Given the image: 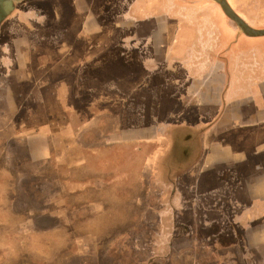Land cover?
<instances>
[{
    "label": "crops",
    "instance_id": "obj_1",
    "mask_svg": "<svg viewBox=\"0 0 264 264\" xmlns=\"http://www.w3.org/2000/svg\"><path fill=\"white\" fill-rule=\"evenodd\" d=\"M225 1L264 28V0ZM13 19L0 26V264H90L87 249L121 237L165 264H259L264 35L218 0H28Z\"/></svg>",
    "mask_w": 264,
    "mask_h": 264
},
{
    "label": "rangeland",
    "instance_id": "obj_2",
    "mask_svg": "<svg viewBox=\"0 0 264 264\" xmlns=\"http://www.w3.org/2000/svg\"><path fill=\"white\" fill-rule=\"evenodd\" d=\"M263 6V5H262ZM264 9V6L261 8V11ZM10 19V18H9ZM9 19L5 20V21H9ZM11 22L10 23H13L14 22V19H10ZM7 25V24H6ZM258 27H264V21H260L257 25ZM12 151H14V149H11ZM148 218H154L155 219V215L153 213H149L148 214ZM153 223V222H152ZM71 230V234L72 231L74 230V228H70ZM76 230V229H75ZM91 229H87V228H84L83 231H87V232H90ZM235 230V233L236 235H224L222 237L226 238V243L228 242H231V238L229 237H242L244 235V231H243V228H240L239 226H236L234 228ZM65 231V230H64ZM248 234V233H247ZM140 237V235H139ZM37 242H36V245H35V250L37 251H40L42 249V246L43 244H40L41 242H38V241H41L43 240V238L41 237L39 240L38 238H36ZM130 241V240H128ZM126 239L124 237H121L120 238V241L119 243L113 245V244H109L108 242H102V243H98L95 245V251L99 252L100 256L98 258V260H94V262L96 264H165L164 261H158V260H152V259H148V255L145 254L146 252L148 253V250H149V247L147 245L144 246V249L143 250H140L139 252L135 250L134 252V247H139V245H135L134 244H131L130 242H126ZM137 243V242H136ZM258 245L260 244H257V245H254L255 246V252H258L259 251V248H258ZM51 249L49 248L48 251L50 250V252L55 255L59 252V250H62L63 251V248H64V245L62 244H52L51 245ZM71 247H73V245H70ZM38 247H41V248H38ZM133 247V249H132ZM91 248V247H90ZM21 249V247H20ZM26 249V248H25ZM27 250V249H26ZM92 249H87L86 251V255L89 256V260H87L88 263L92 264L94 263L93 260L91 259V254H93V251ZM139 250V249H137ZM20 251V250H19ZM262 252L260 253L259 252V264H264V258L262 259V257L264 256V250L262 249L261 250ZM144 252V253H142ZM143 258V260H141V258ZM175 259V256L172 257V260ZM218 261V262H221L223 261L222 258L220 257H214V261ZM85 261V260H82V262ZM52 260L48 259V258H40V259H37L36 260V263L38 264H51ZM56 262V261H55ZM58 263V261H57ZM68 264H76L75 261H69Z\"/></svg>",
    "mask_w": 264,
    "mask_h": 264
},
{
    "label": "water",
    "instance_id": "obj_3",
    "mask_svg": "<svg viewBox=\"0 0 264 264\" xmlns=\"http://www.w3.org/2000/svg\"><path fill=\"white\" fill-rule=\"evenodd\" d=\"M223 11L233 20L237 23V25L240 27V29L247 35L250 36H258V35H264V28L262 29H255L250 27L245 21H243L240 17L237 16V14L230 8V6L227 4L225 0H218ZM12 0H0V21L1 17L6 15L10 4Z\"/></svg>",
    "mask_w": 264,
    "mask_h": 264
},
{
    "label": "flooded vegetation",
    "instance_id": "obj_4",
    "mask_svg": "<svg viewBox=\"0 0 264 264\" xmlns=\"http://www.w3.org/2000/svg\"><path fill=\"white\" fill-rule=\"evenodd\" d=\"M28 0H12L9 10L6 15L1 17L0 26L5 25L7 19L15 18L18 15L19 9L26 7ZM238 16V15H237ZM239 17V16H238Z\"/></svg>",
    "mask_w": 264,
    "mask_h": 264
}]
</instances>
